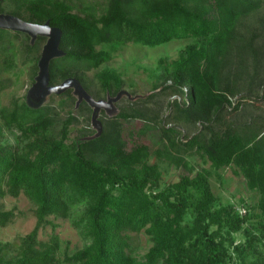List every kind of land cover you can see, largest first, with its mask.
<instances>
[{
    "label": "trees",
    "instance_id": "trees-1",
    "mask_svg": "<svg viewBox=\"0 0 264 264\" xmlns=\"http://www.w3.org/2000/svg\"><path fill=\"white\" fill-rule=\"evenodd\" d=\"M5 1L7 12L40 23L50 20L63 30L66 54L51 62L53 84L69 76L85 83L86 71L107 63L119 46L131 42L150 47L173 39L196 42L177 59L160 58L161 83L154 86L162 87L160 91L142 99L143 107H124L105 119L102 134L93 139L68 141L76 119L72 112L58 121L55 131L57 113L50 105L31 108L25 100L14 99L1 108L0 229L16 217L14 209L4 207L8 195L24 194L34 205L37 223L19 237L17 246L0 240V264H229L234 253L240 264H264V256L255 253V243L264 242V123L227 118L243 99L254 96L255 86L264 90V16L256 21L259 25L239 29L264 0H107L100 14L85 3L75 12L78 6L72 0H1V12ZM10 33L0 29V42ZM41 40L32 45L28 39V55L39 53ZM98 80L101 90L112 95L124 87L113 69L102 70ZM241 92L245 94L234 102L232 97ZM64 94L75 101L71 90ZM255 94L256 99L264 97ZM163 95H176L168 103L169 122L200 128L183 141L176 137V127L163 125L161 144L154 148L142 136L151 123H163L158 112L163 103L157 101ZM152 101L161 105L156 111L146 106ZM136 118L145 121L142 128L125 126ZM193 152L214 168L235 166L234 172L242 173L248 187L260 193V212L241 213L232 204L215 206L206 168L195 176L182 173L160 189L162 171L151 159L187 167L182 154ZM52 215L71 218L88 244L61 256L57 234L40 240V228L56 227L48 219ZM142 231L152 246L137 257L130 233ZM242 231L247 247L233 236Z\"/></svg>",
    "mask_w": 264,
    "mask_h": 264
},
{
    "label": "rangeland",
    "instance_id": "rangeland-1",
    "mask_svg": "<svg viewBox=\"0 0 264 264\" xmlns=\"http://www.w3.org/2000/svg\"><path fill=\"white\" fill-rule=\"evenodd\" d=\"M78 7L74 10L79 12L82 9V4L85 3L95 6L98 14L101 13L102 9L106 6L107 0H72ZM2 8L5 13L9 10V3L5 1L2 3ZM260 16H264V3L262 7L252 13L250 16L244 18L239 25V29L245 31L247 24L254 25ZM258 25L259 23L256 22ZM247 30V29H246ZM10 35H7L2 42H0V82L2 88L0 89V110L3 106L10 105L14 99L20 101L26 100L28 90L35 82V77L38 73V60L41 55L43 45L47 41V37H43L41 40V50L39 53H33L28 55L26 51V43H31L30 37L23 32L15 34L16 31L10 30ZM39 39V38H38ZM37 39V40H38ZM36 40V41H37ZM195 39H173L167 43L150 47L139 43H128L126 45L119 46L115 51L113 58L104 63L98 68L86 71L84 74L83 85L86 90L96 99L103 98L107 99L109 96H115L110 93H105L101 90L98 75L104 69H113L117 71L124 80L123 89L127 90L132 98L128 95H123L116 105V113L109 114L105 109H102L99 119L103 122L108 118L115 117L124 107H143L144 103L142 99H145L148 95L153 92L160 91V88L155 89V85H159V74L158 61L160 58L177 59L180 56L181 51L188 45L195 43ZM36 43V42H35ZM36 71V73H35ZM264 71L260 73V76ZM62 80H58L60 83ZM56 84V83H54ZM255 93L261 97L264 93L262 88L258 89V86L254 87ZM75 101L68 99L64 95L51 94L48 96L44 105H50L53 111L57 113L55 131H58L60 122L72 115L76 118L75 121L70 125L69 131V142L76 141L78 139H84L97 133V129L92 124V113L93 108L85 102L80 103L76 107L77 97ZM252 98L243 99V103L237 111H232L227 114V118L238 123L254 122L264 123V97L256 99V94ZM245 92H241L234 97L232 100L237 102L240 100L241 95ZM176 95H163L157 98V101L162 102V107L158 110L160 118H163V123L158 122L151 123V128L148 130L146 136H142L146 142L150 143L154 148L160 146V138L163 136V129L161 126L173 125L179 131L176 137L187 141L195 133L199 131L198 125L187 124L182 122H169L171 109L168 108L170 100H174ZM180 101H183V97L177 96ZM157 101H152L146 104L152 111L161 106ZM135 103V104H134ZM0 121L1 118H0ZM125 126H131L132 128L139 130L145 125V121L136 118L133 120L126 121ZM127 132H125L126 136ZM138 136L136 140H138ZM134 140V139H132ZM188 162L187 167L184 165L178 166L170 163L166 159L157 160L153 157L151 161H158L160 169L162 171V179L160 181V189L167 187L170 183H174L180 179L182 173H187L190 176H195L198 170L206 168L210 171V182L212 189L217 197L215 206L232 204L234 207L245 209L246 211L260 212L258 202L260 200V193L257 190L250 189L247 185L246 178L242 173L236 174L234 172L235 166H227L222 168L212 167L210 161H204L202 157L197 153H183L182 154ZM4 207L6 209H14L16 217L14 221L7 227L0 229V240L10 241L15 246L18 244L20 236H24L31 232L37 223V217L34 214V205L24 195L21 194L19 197L6 196L3 200ZM248 205V207H246ZM75 212H73V215ZM48 219L52 220L56 227L50 224L45 225L39 230V239L42 241H48L53 234H57L60 239V255L64 253H73L78 249L83 248L88 244L80 231L73 226L71 218H61L55 216H49ZM236 243L247 247V236L245 233L238 232L233 234ZM132 253L137 257L144 255L148 249L152 246L150 237L144 232H132L130 233ZM255 253L260 255V258L264 256V242L255 243ZM248 259L253 260L255 257L251 250L247 248L246 252H249ZM254 253V254H255ZM255 254V255H256ZM241 261L236 253H234L233 263L229 264H240Z\"/></svg>",
    "mask_w": 264,
    "mask_h": 264
},
{
    "label": "water",
    "instance_id": "water-1",
    "mask_svg": "<svg viewBox=\"0 0 264 264\" xmlns=\"http://www.w3.org/2000/svg\"><path fill=\"white\" fill-rule=\"evenodd\" d=\"M0 29L26 33L30 37L32 45L39 37H47L38 60L39 69L35 82L28 90L25 101L31 108H40L51 94L62 95L69 90H73V94L77 97L76 107L85 101L93 108L92 124L98 130L96 134L82 140L93 139L102 134L103 123L99 119L102 109H105L109 114L116 113L115 103L123 95L132 98L127 90L121 89L116 96H109L107 99H96L86 90L76 76H69L60 83H51V62L64 56L66 50L61 47L63 30L52 25L50 20L40 23L0 11Z\"/></svg>",
    "mask_w": 264,
    "mask_h": 264
},
{
    "label": "built area",
    "instance_id": "built-area-1",
    "mask_svg": "<svg viewBox=\"0 0 264 264\" xmlns=\"http://www.w3.org/2000/svg\"><path fill=\"white\" fill-rule=\"evenodd\" d=\"M239 210H240V212L241 213H244V212H246V210L243 208V209H241V208H238Z\"/></svg>",
    "mask_w": 264,
    "mask_h": 264
},
{
    "label": "flooded vegetation",
    "instance_id": "flooded-vegetation-1",
    "mask_svg": "<svg viewBox=\"0 0 264 264\" xmlns=\"http://www.w3.org/2000/svg\"><path fill=\"white\" fill-rule=\"evenodd\" d=\"M116 96V95H115ZM83 102H85V101H83ZM85 103H87V102H85ZM88 104V103H87ZM89 105V104H88ZM91 107V106H90ZM103 123V122H102Z\"/></svg>",
    "mask_w": 264,
    "mask_h": 264
}]
</instances>
